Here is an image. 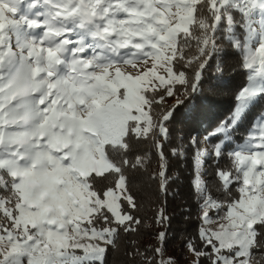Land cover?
I'll return each instance as SVG.
<instances>
[{
	"label": "snow or ice",
	"instance_id": "1",
	"mask_svg": "<svg viewBox=\"0 0 264 264\" xmlns=\"http://www.w3.org/2000/svg\"><path fill=\"white\" fill-rule=\"evenodd\" d=\"M222 42L247 82L210 147L190 141L215 172L185 247L191 264H264V111L245 115L264 104V0H0V264H107L149 229L134 180L156 158L167 192V98L196 90ZM148 234L133 264H176L167 232Z\"/></svg>",
	"mask_w": 264,
	"mask_h": 264
},
{
	"label": "trees",
	"instance_id": "2",
	"mask_svg": "<svg viewBox=\"0 0 264 264\" xmlns=\"http://www.w3.org/2000/svg\"><path fill=\"white\" fill-rule=\"evenodd\" d=\"M222 48L224 52L210 61V66L203 73L195 91L185 92L182 89L176 98H167L165 107L172 106L173 110L168 125L171 135L164 148L169 169L167 192L161 191L158 181L149 178L159 167L158 160L153 158L148 174L137 176L134 180L137 196L144 205L141 214L149 218L152 226L139 236L121 234L117 247L108 252L107 264H133L127 255L132 250L131 242L135 240L137 246L143 249L145 246L155 244L154 236L148 233L160 231L167 232L165 258L174 257L176 264L190 262L185 241L201 226L198 218L200 202L195 183L197 154L190 141L192 138L198 139L202 149L204 137L233 112L236 107V94L247 82V74L240 67L239 57L233 54L227 43L222 42ZM218 64L223 68L222 74L218 71ZM227 64L230 67H227ZM174 99L182 100L179 104L170 103ZM260 111H264V104L249 108L245 115L250 121ZM247 126V121H242L230 138L232 143L227 150L242 142L241 138ZM206 145L207 148L210 147ZM149 147L139 146L141 150H147ZM173 148H176L179 154L173 155ZM203 164L204 184L207 183L209 188L214 190L215 164L208 158H205ZM160 208H164L166 215L170 217V221L163 225L152 223L155 212Z\"/></svg>",
	"mask_w": 264,
	"mask_h": 264
},
{
	"label": "rangeland",
	"instance_id": "3",
	"mask_svg": "<svg viewBox=\"0 0 264 264\" xmlns=\"http://www.w3.org/2000/svg\"><path fill=\"white\" fill-rule=\"evenodd\" d=\"M227 67H230V65L227 64ZM182 99H180V100L179 99H174L170 103H175L176 104L177 100L181 101ZM202 141H203V143H202V150H203V149L207 148V145H206L204 139ZM205 158L206 157H204L202 155L201 156H197V163H196L197 178H196V182L195 183H196L197 190H198V198H199V192L201 190V187H202V185H204V182H205L204 181L205 180V177H204L205 176V165L203 164L204 161H205ZM199 202H201L200 198H199ZM198 218L200 219V212H198ZM218 223H220V221H217L216 223H213V224L209 225V227L216 228L218 226ZM189 258H190V262L188 264H191V259H192L191 255H189Z\"/></svg>",
	"mask_w": 264,
	"mask_h": 264
}]
</instances>
